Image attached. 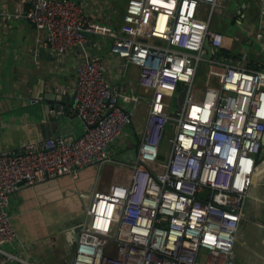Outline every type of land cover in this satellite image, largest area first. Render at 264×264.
<instances>
[{
    "label": "built area",
    "instance_id": "2783aa9c",
    "mask_svg": "<svg viewBox=\"0 0 264 264\" xmlns=\"http://www.w3.org/2000/svg\"><path fill=\"white\" fill-rule=\"evenodd\" d=\"M220 6L221 0H126L118 27L92 20L83 1L33 0L16 14L0 10V20L23 18L44 32L56 56L75 52L72 112L83 126L77 140L57 135L0 151V264H37L3 249L17 241L7 211L13 193L61 177L76 180L84 169L105 165L126 171V182L92 191L72 264H235L236 233L264 135V72L223 65L219 87L196 96L200 63L216 65L223 46L224 36L210 28ZM146 11L152 18L143 25ZM258 15L255 38L262 39L264 0ZM90 35L110 40L121 67L138 69L147 97L125 94L108 80V66L86 50ZM206 41L211 59L204 58ZM177 92L183 102L169 114L166 98ZM143 101L136 154L116 159L111 147Z\"/></svg>",
    "mask_w": 264,
    "mask_h": 264
},
{
    "label": "crops",
    "instance_id": "0c3cea01",
    "mask_svg": "<svg viewBox=\"0 0 264 264\" xmlns=\"http://www.w3.org/2000/svg\"><path fill=\"white\" fill-rule=\"evenodd\" d=\"M32 1L0 0V10L16 14L27 9ZM74 1H83L90 18L96 22L115 27L122 23L124 6L120 10L112 4L113 1L112 6L110 2L108 6L99 4L102 0ZM258 13L259 0H221L210 28L224 36L219 51L228 53V57L224 56L219 65V81L212 75L205 88L219 87L223 65L264 72V38H255L260 25ZM109 49L108 38L88 36L86 50L108 66V80L125 94L147 97L138 83V69L133 65L121 67L122 61ZM76 65L74 51L56 56L46 44L45 33H38L25 19L0 20V151L20 150L57 135L70 140L83 135V126L72 112ZM30 99L34 103H30ZM51 107L55 110H49ZM146 110L145 101L137 106L131 124L111 147L114 158L124 160L132 153V136L128 128L136 138ZM255 164L253 182L233 247L235 264H264L262 147L255 157ZM126 176L123 169L105 165L100 170L95 167L84 169L76 180L61 177L18 189L11 195L7 207L17 241L13 247L3 249L32 263L72 264L80 225L92 191L102 190L115 182H126ZM4 264L20 263L10 260Z\"/></svg>",
    "mask_w": 264,
    "mask_h": 264
},
{
    "label": "rangeland",
    "instance_id": "374dc122",
    "mask_svg": "<svg viewBox=\"0 0 264 264\" xmlns=\"http://www.w3.org/2000/svg\"><path fill=\"white\" fill-rule=\"evenodd\" d=\"M112 1H114V0H102L99 4L103 3L105 6H108L109 2L111 5ZM116 4L120 6L119 8H121L124 6L125 0H117ZM151 18H152V14L150 12L146 11L144 13V16L142 19V24L148 25ZM214 60L217 61L216 65H210L207 63H200L199 69H198L197 74L194 78V88L196 89V96L197 97L199 95V89L205 88L206 84H208L209 79L212 75H215V78L219 81V71H221V70H219V65L222 64L221 61L224 60L223 56L220 54L219 51H215ZM178 93L179 92L175 93L171 97L166 98V102L169 105V109H168L169 114H172L178 108V104H177ZM169 130L170 129H166V131H169ZM128 133H130L132 136L130 139V142H131V145L134 146L136 143V138L134 137L132 130L130 128H128ZM165 151H166V146H165V141H163L161 144V154H160L161 159H164L163 155H164Z\"/></svg>",
    "mask_w": 264,
    "mask_h": 264
},
{
    "label": "water",
    "instance_id": "95a60500",
    "mask_svg": "<svg viewBox=\"0 0 264 264\" xmlns=\"http://www.w3.org/2000/svg\"><path fill=\"white\" fill-rule=\"evenodd\" d=\"M204 49H205V51H206V52H205V55H204V58H205V59H211V58H212V50H211L210 45L208 44V41H206V42L204 43ZM183 96H184L183 93H180V94L178 95V98H177V104H178V106H181V104H182V102H183ZM49 110H55V107H51V108H49ZM172 136H173L172 134H169L168 137L166 138L165 146H166V149H167V150L170 148V140L172 139ZM137 147H138V141H137V139H136V143H135V145L133 146L132 153H130L129 155H127V157H125V158H127V159H129V160L133 159L134 156H135V154H136V149H137ZM261 147L264 148V135H263L262 138H261ZM125 158H124V159H125ZM206 194H208V191L203 192V193L200 195V197L203 198L204 195H206Z\"/></svg>",
    "mask_w": 264,
    "mask_h": 264
},
{
    "label": "trees",
    "instance_id": "16d2710c",
    "mask_svg": "<svg viewBox=\"0 0 264 264\" xmlns=\"http://www.w3.org/2000/svg\"><path fill=\"white\" fill-rule=\"evenodd\" d=\"M116 2H117V0H115V1H113V5L115 6V7H117L118 9H120L121 10V8H119L120 6L119 5H117L116 4ZM121 18H123V15H122V17ZM120 18V20L122 21V19ZM220 52V54L224 57H228V53H226V52H224V51H219ZM255 69H257V68H255ZM256 71V70H255Z\"/></svg>",
    "mask_w": 264,
    "mask_h": 264
},
{
    "label": "bare ground",
    "instance_id": "6f19581e",
    "mask_svg": "<svg viewBox=\"0 0 264 264\" xmlns=\"http://www.w3.org/2000/svg\"><path fill=\"white\" fill-rule=\"evenodd\" d=\"M90 43V42H89Z\"/></svg>",
    "mask_w": 264,
    "mask_h": 264
}]
</instances>
